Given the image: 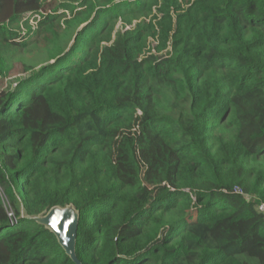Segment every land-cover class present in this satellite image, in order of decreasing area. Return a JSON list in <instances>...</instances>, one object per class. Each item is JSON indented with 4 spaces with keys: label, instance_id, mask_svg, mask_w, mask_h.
Returning a JSON list of instances; mask_svg holds the SVG:
<instances>
[{
    "label": "trees",
    "instance_id": "obj_1",
    "mask_svg": "<svg viewBox=\"0 0 264 264\" xmlns=\"http://www.w3.org/2000/svg\"><path fill=\"white\" fill-rule=\"evenodd\" d=\"M193 7L191 26L177 29L175 59L162 67L150 57L135 78L145 86L138 101L151 108L148 144L170 148L165 180L189 182L198 206L178 210L177 194L160 210L171 193L163 188L122 199L129 184L105 147L119 112L90 107L102 87L117 92L121 82H107L90 60L94 35L83 30L78 50L40 53L44 66H25L27 76L0 91V264H75L44 227L18 219L20 205L28 216L72 205L81 264H264V0ZM40 9V0H0V52L24 48L13 28ZM158 11L168 15L163 4ZM213 72L230 91L198 130L203 77Z\"/></svg>",
    "mask_w": 264,
    "mask_h": 264
},
{
    "label": "rangeland",
    "instance_id": "obj_2",
    "mask_svg": "<svg viewBox=\"0 0 264 264\" xmlns=\"http://www.w3.org/2000/svg\"><path fill=\"white\" fill-rule=\"evenodd\" d=\"M194 1L40 0L39 13L22 18L13 28L18 36L15 41L20 45L26 44L24 48L1 49L0 91L6 90L9 83L15 85L25 78V66H34L35 70L44 66L46 62L37 59L40 53L55 55L63 50L70 52L72 46V51L78 50L76 40L82 37L81 31L88 30L87 34L92 32L94 46L85 53L91 52L90 60H95L98 70L106 73L104 79L107 82L117 77L121 82L117 92L102 87V92L92 97L93 104L90 107H100L102 115L110 111L119 112L117 121L108 127L109 136L105 147L129 184L122 199L133 203L141 192L155 198L158 195L156 191L163 188L166 190V196L168 191L171 193L158 200L162 207L160 210L171 205L177 194L182 195L178 198V210H194L198 202L191 192L190 183L180 184L179 176L175 178L176 185L172 186L163 175L171 165L170 148L162 144H148L146 122L150 118L151 108L146 102L138 101V96L145 86L135 78L139 63L148 62L150 57H155L150 60L151 64L162 67L168 66V62L175 59L178 51L173 49L176 46L174 42L180 36L177 29L182 25L186 28L191 26L195 18ZM162 4L163 8L167 9L163 14H168L167 16H162L158 11ZM185 36L181 38L184 41ZM92 73L91 71L87 74ZM96 74L99 76L100 73ZM203 79L206 82L202 87L203 96L207 99L206 105L200 110L197 109L193 116L198 130L199 127L203 129L209 126V121L213 122L212 115L220 105L219 99H225L230 91L220 72L207 74ZM95 80L97 79L94 77L92 81ZM211 106L212 109L209 110ZM147 208V205H144L138 210L147 213ZM166 216L177 218L172 214ZM123 228L131 236L144 234L145 231L141 229L135 233L129 225H123Z\"/></svg>",
    "mask_w": 264,
    "mask_h": 264
},
{
    "label": "water",
    "instance_id": "obj_3",
    "mask_svg": "<svg viewBox=\"0 0 264 264\" xmlns=\"http://www.w3.org/2000/svg\"><path fill=\"white\" fill-rule=\"evenodd\" d=\"M19 220L33 221L44 227L52 234L64 253L75 264H81L76 257L77 230L79 225V213L72 205L65 207H53L39 215L28 216L23 206H19Z\"/></svg>",
    "mask_w": 264,
    "mask_h": 264
},
{
    "label": "built area",
    "instance_id": "obj_4",
    "mask_svg": "<svg viewBox=\"0 0 264 264\" xmlns=\"http://www.w3.org/2000/svg\"><path fill=\"white\" fill-rule=\"evenodd\" d=\"M260 210L264 211V208H263V207H261V208H260ZM10 216H11V215H10Z\"/></svg>",
    "mask_w": 264,
    "mask_h": 264
}]
</instances>
